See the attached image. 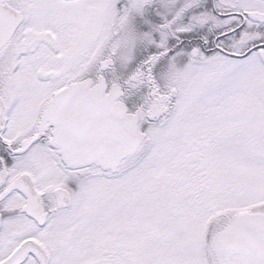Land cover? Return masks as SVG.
<instances>
[{"label":"snow or ice","instance_id":"1","mask_svg":"<svg viewBox=\"0 0 264 264\" xmlns=\"http://www.w3.org/2000/svg\"><path fill=\"white\" fill-rule=\"evenodd\" d=\"M0 264H264V0H0Z\"/></svg>","mask_w":264,"mask_h":264}]
</instances>
